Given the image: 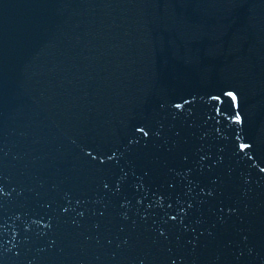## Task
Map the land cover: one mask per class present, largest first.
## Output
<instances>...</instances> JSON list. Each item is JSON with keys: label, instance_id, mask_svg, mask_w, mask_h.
<instances>
[{"label": "water", "instance_id": "95a60500", "mask_svg": "<svg viewBox=\"0 0 264 264\" xmlns=\"http://www.w3.org/2000/svg\"><path fill=\"white\" fill-rule=\"evenodd\" d=\"M0 264H264V0H0Z\"/></svg>", "mask_w": 264, "mask_h": 264}]
</instances>
